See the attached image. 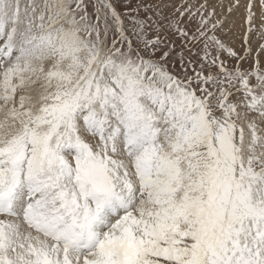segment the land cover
Listing matches in <instances>:
<instances>
[{"label":"snow or ice","instance_id":"1","mask_svg":"<svg viewBox=\"0 0 264 264\" xmlns=\"http://www.w3.org/2000/svg\"><path fill=\"white\" fill-rule=\"evenodd\" d=\"M0 264H264V0H0Z\"/></svg>","mask_w":264,"mask_h":264}]
</instances>
